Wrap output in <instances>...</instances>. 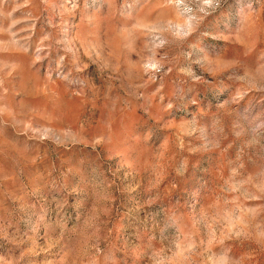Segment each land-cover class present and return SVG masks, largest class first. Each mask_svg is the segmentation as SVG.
I'll return each mask as SVG.
<instances>
[{"label":"rangeland","instance_id":"1","mask_svg":"<svg viewBox=\"0 0 264 264\" xmlns=\"http://www.w3.org/2000/svg\"><path fill=\"white\" fill-rule=\"evenodd\" d=\"M0 264H264V0H0Z\"/></svg>","mask_w":264,"mask_h":264}]
</instances>
